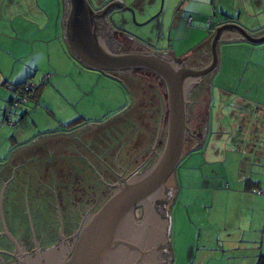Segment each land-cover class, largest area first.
Listing matches in <instances>:
<instances>
[{
  "label": "crops",
  "instance_id": "crops-1",
  "mask_svg": "<svg viewBox=\"0 0 264 264\" xmlns=\"http://www.w3.org/2000/svg\"><path fill=\"white\" fill-rule=\"evenodd\" d=\"M117 1L123 7L131 5L138 16L141 14L138 26L157 24L156 28L162 30L158 35L163 38H167L163 36L167 21L174 17L168 36L169 49L158 52L130 47L125 52L154 51L191 69L211 64L215 29L224 24H236L253 37H264V0H164L160 13L155 7L156 0ZM67 7V0H0V236L4 235L1 233H50L49 225L41 223L71 220L74 213L71 198L76 194L83 199L82 204H74L77 205L74 214L79 219L86 214L82 206L90 205L87 199H95L83 197V193L95 191L89 189V182L94 181L90 175L104 174L108 165L115 164L117 150H121L122 138L116 141L114 138L116 131L121 135L119 119L106 124V129L100 127L105 108L104 104L100 108L97 104L105 98V88L110 101L121 100L120 94H111L107 87H118L115 79L120 77L113 74L112 79L92 72L72 55L65 35ZM113 30L126 45L125 35L115 26ZM47 76L49 79L45 80ZM30 82L40 87L38 104H30L20 113L16 127L2 126L9 101L19 95L17 88ZM125 97L130 100L127 92ZM160 101L159 129L165 121L166 105L163 97ZM257 105L263 107L258 116L253 112L260 110ZM263 109L264 44L254 45L237 30H226L218 45L217 68L192 91L188 115L201 128L192 133L193 147L184 153L182 160L206 147L210 137L216 140L241 137L242 140L235 137L236 143L230 139L233 150L245 148L253 138L264 139ZM135 113L129 106L123 118L130 124ZM252 121L258 125L255 130L259 136L242 134L244 125ZM104 132L109 136H103ZM196 138L202 143L193 149L198 145ZM105 139L114 146L104 145ZM253 142L247 151H264V145L255 146ZM257 153L264 158V154ZM227 161L224 155L223 163ZM245 163L253 166L247 158L243 159L239 172L232 169L234 186L241 189L235 195L241 196V201L244 198L235 206L242 216L243 234L200 233L198 244L203 243L204 251L210 253L209 264H257L264 255V167L245 168ZM261 164L264 165L262 161ZM75 182L76 188H71ZM232 185L222 182L217 188L223 191L219 201L228 206L231 202L225 196L231 193ZM59 206H63V211ZM0 247L2 250L3 241Z\"/></svg>",
  "mask_w": 264,
  "mask_h": 264
},
{
  "label": "water",
  "instance_id": "water-1",
  "mask_svg": "<svg viewBox=\"0 0 264 264\" xmlns=\"http://www.w3.org/2000/svg\"><path fill=\"white\" fill-rule=\"evenodd\" d=\"M67 3V44L83 67L109 77L126 71H147L150 73H134L148 76L161 88L166 102L161 152L145 170L123 178V184L99 209L82 220L73 246L64 235L61 221L63 243L59 247L40 253L37 246V256L32 257L11 233H5L20 256L1 251L0 254L16 258L20 264H177V259L167 254V249L175 247L174 218L168 204L181 189L167 188L168 195L165 192L167 183L181 164L187 137L192 135L188 125L191 92L217 68L218 45L226 30H237L254 45L264 44V37H253L236 24H224L215 29L211 64L191 69L154 51H120L112 33L114 30L110 29H113L112 14L115 25L127 22V15L122 11L125 7L120 1L109 2L98 11L92 9L89 0H67ZM104 21L110 30H104ZM197 141L193 149L202 143ZM165 197L162 208L158 201ZM140 209L143 213L137 217Z\"/></svg>",
  "mask_w": 264,
  "mask_h": 264
},
{
  "label": "rangeland",
  "instance_id": "rangeland-1",
  "mask_svg": "<svg viewBox=\"0 0 264 264\" xmlns=\"http://www.w3.org/2000/svg\"><path fill=\"white\" fill-rule=\"evenodd\" d=\"M104 1V0H102ZM117 0H106V2H113ZM132 1V0H131ZM151 1V0H146ZM92 9H100V4L96 0H89ZM128 2V1H126ZM164 0H156L155 7L159 11H162ZM130 8L131 11H127ZM133 8L131 5H125L123 13L127 15V22L124 24L115 25L113 14L110 16V20L112 22V26L118 30L119 33L125 35L127 38L128 43L124 45V50H130L129 48L133 49H142L143 51L150 50L152 48L155 51L169 49V34L171 30V26L173 24L174 17L167 21L166 27L163 30V36L167 38L160 37L158 34L162 33L161 29L156 28L155 25L157 24H149L138 26L140 23V16L138 14L133 13ZM158 13V14H159ZM161 15V14H160ZM169 18V15H167ZM113 19V20H112ZM137 19V20H136ZM148 47H146V46ZM256 58V55H255ZM95 72V71H92ZM99 75H102L98 72H95ZM117 74H115L116 76ZM109 77V76H105ZM105 80H109L105 78ZM123 80L129 81L132 83L135 88L141 89L148 92V96L145 102L141 103L135 109V125L136 129V136L131 135V138L125 141L126 145L124 147V152H128L131 154V151L134 153V156H138L139 163L144 160L147 155L149 154L151 148L156 142L160 129L158 127V117L160 111H158L159 103L158 99L160 100L163 97V102H165L163 92L161 88L148 76L138 74V73H125L121 74L120 76ZM112 78V77H110ZM114 79V78H112ZM118 82V89L117 85H112L107 87L111 94H120L122 96L121 100L119 101L118 98H113L111 101L109 100V93L105 88V98L99 99L97 104L99 108L101 104H104L105 113L103 115L102 122L99 123L100 127L106 126V124L110 123L114 119H120L124 117V113L129 109V106L132 103V96L131 93L128 91V87L119 80L115 79ZM110 83V82H109ZM120 83V84H119ZM128 83V82H127ZM128 83V84H129ZM130 85V84H129ZM158 90V91H157ZM125 92L129 95V99L125 97ZM161 95H160V94ZM192 95V92H191ZM190 95V99H191ZM161 96V97H160ZM113 97H117L113 96ZM189 99V101H190ZM260 110H253L254 113L263 112L261 110V106L257 105ZM264 110V109H263ZM165 114H166V105H165ZM188 115V125L191 129V132H195L201 128V126L194 125V121L191 120V117ZM155 122V125L153 122ZM90 122V121H89ZM147 124H150V128L148 131H144ZM164 126V124H163ZM257 123L255 121L249 122L247 125H244L242 134H253L254 136H259V132L255 130L257 127ZM162 128V127H161ZM198 128V129H197ZM264 128V127H263ZM102 130V129H101ZM163 131V128L161 129ZM101 132V131H100ZM114 134L115 141L121 138L119 133ZM145 132V134H143ZM197 132V131H196ZM103 133V132H102ZM103 136H109L106 132H104ZM138 136V137H137ZM261 136L264 137V129H262ZM228 137V136H227ZM235 137L239 139L238 136H233L230 138L231 140H235ZM109 138V137H108ZM112 141V137H110ZM227 140L226 137L223 139H215L210 137L208 142L206 143V147L201 148L197 151L191 152L187 157H185L175 172V174L170 178L169 184L166 188H174V183L176 186V190L181 189V193H176L175 199H173L169 204L168 208L171 210L173 218H174V245L175 247L167 249V254H170V249L172 254L177 259V264H209L208 257L210 256L209 252L204 251L203 243L201 245L198 244V237L200 233H233V236L236 233L243 232L240 229V221H241V213L238 214V208L236 206L237 203H242L241 196L238 197L235 195L236 193L240 192L241 189H237L234 186V178L235 175L232 173V169L234 171L239 172L243 164V159H251L253 166H249L248 163H245V168L251 167L260 169L264 167L261 164V161L264 163V158L259 156L257 151L261 154H264L262 150H254L249 152L246 150L248 145L254 140L253 145L255 146H262L264 145V139L258 140V138H253L251 141L244 143L246 144L245 148L240 146L239 148L232 149L231 146L233 142ZM239 140H242L240 137ZM247 140V139H245ZM237 140H235V143ZM115 143V142H113ZM117 143H115L116 145ZM104 145L112 148L114 144L109 142V139H105ZM227 145V146H226ZM236 146V145H235ZM251 146V144H250ZM193 147V141L187 137V141L185 144L184 153L186 154L189 152ZM238 147V146H237ZM252 148V147H251ZM146 149V150H145ZM145 150V151H144ZM226 150H229L226 152ZM248 153V154H247ZM128 154L127 156H129ZM247 154V155H246ZM125 155V153H123ZM184 155V154H183ZM224 155L228 158L229 162L227 161L226 164L223 163ZM126 156V155H125ZM126 156V157H127ZM128 159H133V156L127 157ZM123 161V158L121 159ZM264 177V176H263ZM208 178V179H207ZM227 178V181H225ZM225 182L232 183L231 193L229 192L225 198L227 197L228 200L231 202L230 205H226L219 201L218 198H222L223 191L217 190L219 185ZM111 192L107 189L105 191H88L87 195L83 193V197L86 196V199L89 197L95 198L94 200H100V202H105L108 197L110 196ZM75 197V196H74ZM60 198V197H59ZM88 200V199H87ZM83 199L78 201V204H82ZM57 207V206H56ZM77 205H73L72 209L76 210ZM93 206L91 205H83L82 212H87ZM231 207H233L234 212H231ZM247 207V206H246ZM60 210L63 211V206H59ZM99 209V208H98ZM246 209V208H245ZM236 210V211H235ZM73 213L72 219L69 220L70 222L76 221L77 217ZM236 215L238 216L236 218ZM79 222V221H76ZM63 228H66L65 225L67 222H62ZM230 224V226H228ZM42 226H48L51 229V233H29L32 235V238L37 239L42 244L44 249H50L54 242H58L61 233H59L62 229L61 221H56L55 223H48L42 222ZM72 225L69 224V227ZM41 230H47L41 227ZM49 231V230H48ZM18 235V234H17ZM67 236V233H64ZM16 238V237H15ZM21 238V237H19ZM19 242V239L16 238ZM222 239V238H221ZM234 239V237H233ZM32 240V239H30ZM56 240V241H55ZM31 244V243H30ZM29 244V245H30ZM4 246V244H3ZM21 247V246H20ZM23 249V248H22ZM17 254V253H16ZM15 254V255H16ZM20 256V253H18ZM14 258V257H13Z\"/></svg>",
  "mask_w": 264,
  "mask_h": 264
},
{
  "label": "flooded vegetation",
  "instance_id": "flooded-vegetation-1",
  "mask_svg": "<svg viewBox=\"0 0 264 264\" xmlns=\"http://www.w3.org/2000/svg\"><path fill=\"white\" fill-rule=\"evenodd\" d=\"M94 10L95 11H98L96 9H94ZM103 25L105 26L104 27V30H108L109 29L108 28L109 27L108 26L109 24L107 22L104 21L103 22ZM110 29H111V32H112L113 29L112 28H110ZM112 33L114 35V38H115L116 42L118 43L119 50L122 51V52H125V50L123 49L124 48V44H123L124 41L121 39L122 37L121 38H120V36L117 37L116 34H114V32H112ZM124 39L128 43L127 38L124 37ZM132 72H141V71H126V72L116 73L117 74L116 77L117 76L120 77L121 74L132 73ZM119 80L121 82H123L128 87V91L131 93L132 98L134 97L133 98V101H132V103L130 105L131 106V110H135L138 105H140L141 103L145 102V100H146V98L148 96V94H147L148 92H146V91L143 92V90H141V89L139 90V89L135 88V85L133 86L132 83H129V81L123 80L121 77L119 78ZM135 98H136V101H135ZM158 103H159V108H158V111H159L161 109L160 108L161 101L159 99H158ZM119 121H120V124H119L118 130L121 133L122 141H120L121 142V150H117V154L116 155H118V157H117V159L115 161V164L113 166L108 165L107 166V169H106V172H104V174L90 175V177L94 181L93 182H89V189H92V190L94 189L95 191H102V192L105 191V189H107L112 194L116 190V188L118 186H120V185L123 184V182H122V179L123 178H126V177H128L130 175L137 174V173L145 170L146 167L151 164V162L153 160V157L156 158L157 155H158V153H159V151L161 152V150H160L159 147H160L161 137H162V134H163V132L161 131V129L163 128V126H162V128H160V133H159V135H158V137L156 139L155 144L151 148L149 154L139 164V160L137 159L138 156L135 157L134 156V153L132 151H131V154L128 153L127 151L124 152V147L126 145L125 144L126 143L125 141L129 140L131 138V135L132 134L136 136V133H137L136 131L138 130V128L136 129L135 120H132L131 123L129 124V122L127 123V121H129L127 118L121 117L119 119ZM124 123H126L129 127L127 125H125ZM149 128H150V124H147L146 127L144 128L145 129L144 131H148ZM128 130H130V131H128ZM143 134H145V132H143ZM191 137H193V136H191V134H190L189 135V138L192 139ZM115 150H116V148H115ZM123 153H125L126 156L128 154H130L127 157L133 156L134 158L133 159H131V158L128 159L125 155H123ZM119 156L121 157L120 159L123 158V161L121 162V164H119V161H120ZM74 177H78V175H74ZM93 177H96V178H93ZM81 181L83 182V180H81ZM76 182L73 183V185H71V188H76L75 187ZM82 182H80V184H82ZM168 184H169V182L167 183V185ZM78 187H79V185H78ZM166 191L167 192H165V193L167 194L168 193L167 188H166ZM79 200L81 201V198L77 194H76L75 197L71 198V202H72L73 205L75 203H77ZM59 201L60 200L58 199V202ZM90 201H92V200H87L86 202H89L90 205H93L94 206L93 209L91 208L92 210L90 209L89 211L86 212V214H83L79 219H76V221H79V222H76L75 221V223L74 222H70L69 223V221H68V223H66V225H65L66 228H64V231L63 232L64 233H67V237L70 239L69 244L71 246H73L74 243H75L74 236L81 229L82 220L85 217L89 216L90 214L94 213L95 212V207H97L100 204L101 205L103 204V202H100V200H94L91 203H90ZM165 201H166V197H165L164 200H159L158 201V204H160V206L163 208ZM142 213H143V210H141V209L140 210H137L136 216L137 217H140L142 215ZM71 219H72V217H71ZM64 222H67V221H64ZM69 224H71L72 226L69 227ZM59 233H61V231ZM1 234H4V235H1L0 236L1 237L0 241L6 242V245H4V249H2L0 251L1 252H5V253L8 252V253H11V254H14L15 255L17 253L15 246L10 241V239L6 236L5 233H1ZM12 235L19 239L20 246L27 253H30L32 255V257L37 256V253H36L37 252V246L40 249V253H42L44 251V248L42 247V244L40 243V241H38L35 238H32V235L31 234H29V233H12ZM61 235H62V233H61ZM19 237H21V238H19ZM30 239H32V240H30ZM57 241L58 242H54L53 243L54 245H52L51 248H53V247H59L63 243V240H62L61 236L59 237V240H57ZM165 246L166 245H164L162 247H165ZM16 255L18 256V253ZM0 264H20V263H19V261L16 258H13L11 256H8V255H6L4 253H1L0 254Z\"/></svg>",
  "mask_w": 264,
  "mask_h": 264
},
{
  "label": "built area",
  "instance_id": "built-area-1",
  "mask_svg": "<svg viewBox=\"0 0 264 264\" xmlns=\"http://www.w3.org/2000/svg\"><path fill=\"white\" fill-rule=\"evenodd\" d=\"M191 21V19H190ZM209 23H212L210 21ZM49 77L47 76L45 80H48ZM35 86L33 83L25 84L20 90L19 95L17 97L12 98L6 110L4 111V119L2 126H10L16 127V121L20 116L21 111L28 105L30 102L35 101V93H34ZM38 103V102H36Z\"/></svg>",
  "mask_w": 264,
  "mask_h": 264
},
{
  "label": "trees",
  "instance_id": "trees-1",
  "mask_svg": "<svg viewBox=\"0 0 264 264\" xmlns=\"http://www.w3.org/2000/svg\"><path fill=\"white\" fill-rule=\"evenodd\" d=\"M99 4H100V9H102L104 6H106V5L108 4V2L99 3ZM98 10H99V9H98ZM141 72H144V73H145V72H147V71H141ZM147 73H149V72H147ZM158 79H159V78H158ZM23 86H24V84L21 85V86H19V87L17 88L18 91H19V89L22 88ZM35 88H36V89H34V93H35V98H34V100H35V101H33V102L31 101L30 104H34V103H35V104H38V103H36V102H39V101H38L39 99H38V97H37V91L40 90V87L37 86V87H35ZM11 99H12V98H11ZM30 104H28L26 107H28ZM26 107H25V108H26ZM25 108H24V109H25ZM24 109H23V110H24ZM23 110L21 111V113L23 112ZM20 115H21V114H20ZM156 158H157V157H156ZM156 158H155V160H156ZM155 160H154L153 162H151V164H153V163L155 162ZM151 164H150V165H151ZM100 205H101V204H100ZM100 205H98L97 207H95V211L99 208ZM91 206H93V205H91ZM93 207H94V206H93ZM93 207H92V209H93ZM92 209H91V210H92ZM3 244L6 245V242L3 241ZM53 245H54V244H53ZM0 248H1V247H0ZM2 248L4 249V246H3ZM257 264H264V255H261V256L259 257Z\"/></svg>",
  "mask_w": 264,
  "mask_h": 264
}]
</instances>
